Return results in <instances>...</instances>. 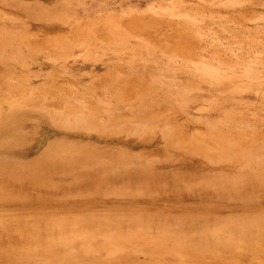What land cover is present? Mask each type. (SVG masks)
Wrapping results in <instances>:
<instances>
[{
    "label": "rangeland",
    "instance_id": "374dc122",
    "mask_svg": "<svg viewBox=\"0 0 264 264\" xmlns=\"http://www.w3.org/2000/svg\"><path fill=\"white\" fill-rule=\"evenodd\" d=\"M0 143V264H264V0H0Z\"/></svg>",
    "mask_w": 264,
    "mask_h": 264
},
{
    "label": "bare ground",
    "instance_id": "6f19581e",
    "mask_svg": "<svg viewBox=\"0 0 264 264\" xmlns=\"http://www.w3.org/2000/svg\"><path fill=\"white\" fill-rule=\"evenodd\" d=\"M1 144H3V143H0V145H1ZM176 184H177V183H176ZM168 185H169V188H171V186H172V185L174 186L175 184H171V183H170V184H168ZM181 185H183V184H181Z\"/></svg>",
    "mask_w": 264,
    "mask_h": 264
}]
</instances>
